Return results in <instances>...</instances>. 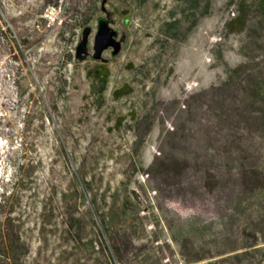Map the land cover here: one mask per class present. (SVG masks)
I'll list each match as a JSON object with an SVG mask.
<instances>
[{"label": "rangeland", "instance_id": "374dc122", "mask_svg": "<svg viewBox=\"0 0 264 264\" xmlns=\"http://www.w3.org/2000/svg\"><path fill=\"white\" fill-rule=\"evenodd\" d=\"M49 1L0 0V197L27 264H262L264 189L231 160L264 171L261 0Z\"/></svg>", "mask_w": 264, "mask_h": 264}, {"label": "trees", "instance_id": "16d2710c", "mask_svg": "<svg viewBox=\"0 0 264 264\" xmlns=\"http://www.w3.org/2000/svg\"><path fill=\"white\" fill-rule=\"evenodd\" d=\"M49 3L54 6L60 5V0H51ZM238 14L232 17L226 24L227 31L230 33H243L248 28L250 10L244 1L239 2ZM264 15V0L260 1V6ZM2 15L0 14V32L4 33L2 27ZM1 40V39H0ZM108 78L107 74L103 75ZM103 83L105 81L103 80ZM127 94V87L114 92L116 98H121ZM238 164V173L240 180L248 185L250 191L264 189V171L259 168L247 169L244 157L238 155L231 159ZM13 200L7 199L6 195L0 197V264H27V258L30 256L31 249L27 242V237L22 231L23 226L16 223V218H12ZM20 221V219L18 220ZM264 264V254L261 259Z\"/></svg>", "mask_w": 264, "mask_h": 264}]
</instances>
